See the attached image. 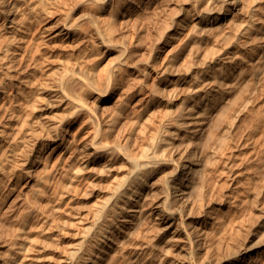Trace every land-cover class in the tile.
Wrapping results in <instances>:
<instances>
[{"label": "bare ground", "instance_id": "bare-ground-1", "mask_svg": "<svg viewBox=\"0 0 264 264\" xmlns=\"http://www.w3.org/2000/svg\"><path fill=\"white\" fill-rule=\"evenodd\" d=\"M261 105L264 0H0V264H245Z\"/></svg>", "mask_w": 264, "mask_h": 264}, {"label": "rangeland", "instance_id": "rangeland-1", "mask_svg": "<svg viewBox=\"0 0 264 264\" xmlns=\"http://www.w3.org/2000/svg\"><path fill=\"white\" fill-rule=\"evenodd\" d=\"M263 112H264V106H262V105L260 107H257L253 111H251L250 114L247 116L248 118H247L246 124L249 125V123L252 122V120L254 121L257 118H259L260 115L263 114ZM55 114H56V111L49 110L50 117H53ZM251 125L252 124L247 126V128H249ZM244 129H245V131H243L244 134H242V135L245 136L246 133L249 132L248 130H250V128L249 129L244 128ZM256 156H257V158H256L257 160L255 159L254 163H253L254 167H255V168H253L254 170L252 169L253 171L251 170V174H249L246 177V179H244V181H243L244 186H245V187L243 186V188L249 187L250 189H252V191H254V189H256L257 191H258V189L262 190L261 192L258 191L260 194H259V197H258V200L256 203V205H257L256 208L251 213L252 215L246 214L247 216H245V215L243 216V213H241L240 211L238 213V211L235 208L230 207V209H229V207H226L223 211L224 213H222L223 217H221V219L223 218L221 221H223L224 223L222 222L223 224H221V226H220V229H221L222 233H224V235H228V236L234 235V237H236L235 241H237V237H238L237 243L243 244V246L245 245L244 248L247 247V244H249V249L245 248L246 249L245 250V252H246L245 264H264V225L261 228H259V230H257V232L255 233V237H254L253 241L257 242L256 244L253 242H249V240L247 238H245L246 236L250 235L249 232L252 230L256 220H258L260 216L264 215V144L258 148ZM255 164H257L258 167L255 166ZM67 180L68 179L66 178L65 175L60 177V179H59V190L60 191H63L64 187L68 184ZM114 182H115V180L114 181H109V180L104 181L101 185L102 192L99 194V196H102L106 191H108ZM243 188H241V189H243ZM242 192L243 193H241V197H243L245 195L244 194V193H246L245 189H243ZM242 194H243V196H242ZM100 201H101V199H99L98 196H95V197H91L90 199H88L86 201H81V203H78V206L80 207L82 214L84 216H86L85 218H88L90 216V214H88V212H90L91 209H95L98 206ZM68 207H71V206L69 205ZM68 209L70 210L71 208H68ZM234 213H236L237 215L235 216ZM233 217H235L234 219L238 220V225H235V224H237L236 223L237 220H235V221H234V219L232 220ZM56 220H57V218L55 215L54 221L50 225V229H49L50 232L54 231V229L56 227ZM71 220H73L74 223L77 222V219L75 217H71ZM241 220L243 221V223ZM239 223H242L241 224L242 226L241 225L239 226ZM233 224H234V226H233ZM43 235H46V234L39 233V234L34 235L36 237V239L38 240V244L36 247H38L40 241L44 239ZM240 238L242 239L243 242L241 241ZM24 240L25 239H23V237H22V239L20 240V243H18L16 246L17 249H16L15 253L17 252L18 248L21 247V243ZM250 243L251 244L253 243L254 245L252 244V246H251Z\"/></svg>", "mask_w": 264, "mask_h": 264}]
</instances>
